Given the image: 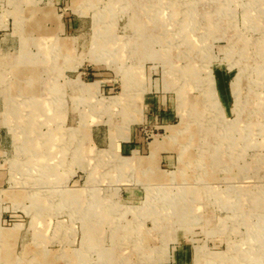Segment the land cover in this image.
I'll return each instance as SVG.
<instances>
[{"label": "rangeland", "instance_id": "rangeland-1", "mask_svg": "<svg viewBox=\"0 0 264 264\" xmlns=\"http://www.w3.org/2000/svg\"><path fill=\"white\" fill-rule=\"evenodd\" d=\"M0 264H264V0H0Z\"/></svg>", "mask_w": 264, "mask_h": 264}, {"label": "bare ground", "instance_id": "bare-ground-1", "mask_svg": "<svg viewBox=\"0 0 264 264\" xmlns=\"http://www.w3.org/2000/svg\"><path fill=\"white\" fill-rule=\"evenodd\" d=\"M136 8V7H135ZM133 11V10H132ZM140 11V10H139ZM133 13V12H132ZM131 13V14H132ZM136 14V13H135ZM113 15H115V14H113ZM133 23V22H132ZM147 26V25H146ZM161 27V26H160ZM164 28V27H163ZM140 29V28H139ZM143 29V28H142ZM149 33V32H148ZM179 37V36H178ZM147 39V38H146ZM188 40V39H187ZM189 41V40H188ZM186 43V42H185ZM174 44V43H173ZM190 44H192V43H190ZM201 44V43H200ZM193 45V44H192ZM105 46H106V44H105ZM104 46V48H103V50H105L107 47H105ZM116 47V46H115ZM201 47V46H200ZM24 49V48H23ZM195 49V48H194ZM52 51V50H51ZM24 53V52H23ZM22 56V55H21ZM34 56V55H33ZM208 56V55H207ZM23 57V56H22ZM186 57V56H185ZM28 58V57H27ZM192 58V57H191ZM175 60V59H174ZM169 63V62H168ZM22 64V63H21ZM25 66V65H24ZM194 66V65H193ZM197 72V71H196ZM183 91V90H182ZM187 99V98H186ZM183 101H185V100H183ZM187 105V104H186ZM44 110V109H43ZM45 112V111H44ZM14 122H15V120H14ZM28 126V125H27ZM178 134H180V131H175V134L173 135L174 137H176V136H178ZM20 169V168H19ZM167 198V197H166ZM183 200V199H182ZM188 200V199H187ZM192 203V202H191ZM190 209V208H189ZM191 210V209H190ZM182 215V214H181ZM188 215V214H187ZM192 215V214H191ZM192 220V219H191ZM175 221V220H174ZM168 227H170V226H168ZM90 232V231H89ZM91 234V233H90ZM94 235V234H93ZM97 235V234H96ZM97 240V239H96ZM90 243V242H89ZM95 244V243H94ZM68 253V252H67ZM117 254V253H116ZM87 256V255H86ZM221 257V256H220ZM87 258V257H86ZM249 258V257H248ZM76 259V258H75ZM238 263V262H237Z\"/></svg>", "mask_w": 264, "mask_h": 264}, {"label": "crops", "instance_id": "crops-1", "mask_svg": "<svg viewBox=\"0 0 264 264\" xmlns=\"http://www.w3.org/2000/svg\"><path fill=\"white\" fill-rule=\"evenodd\" d=\"M161 148H163V147H161ZM153 150H154V148H153ZM159 150V149H158ZM157 150H155V152H156ZM155 152H151V153H153L152 155H151V157L155 154Z\"/></svg>", "mask_w": 264, "mask_h": 264}]
</instances>
